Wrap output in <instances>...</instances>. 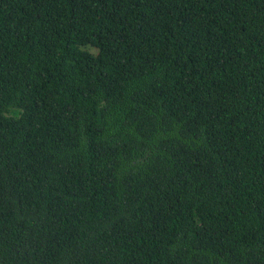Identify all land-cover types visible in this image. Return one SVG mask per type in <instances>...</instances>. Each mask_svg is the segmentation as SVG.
I'll return each mask as SVG.
<instances>
[{
	"label": "trees",
	"instance_id": "trees-1",
	"mask_svg": "<svg viewBox=\"0 0 264 264\" xmlns=\"http://www.w3.org/2000/svg\"><path fill=\"white\" fill-rule=\"evenodd\" d=\"M0 264H264V0H0Z\"/></svg>",
	"mask_w": 264,
	"mask_h": 264
}]
</instances>
